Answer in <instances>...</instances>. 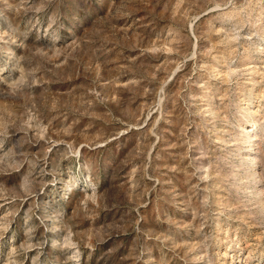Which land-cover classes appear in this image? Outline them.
I'll list each match as a JSON object with an SVG mask.
<instances>
[{
    "label": "rangeland",
    "instance_id": "374dc122",
    "mask_svg": "<svg viewBox=\"0 0 264 264\" xmlns=\"http://www.w3.org/2000/svg\"><path fill=\"white\" fill-rule=\"evenodd\" d=\"M0 264H264V0H0Z\"/></svg>",
    "mask_w": 264,
    "mask_h": 264
}]
</instances>
